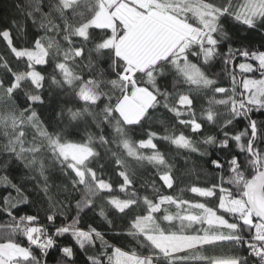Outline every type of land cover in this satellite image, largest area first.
I'll list each match as a JSON object with an SVG mask.
<instances>
[{"label": "trees", "instance_id": "trees-1", "mask_svg": "<svg viewBox=\"0 0 264 264\" xmlns=\"http://www.w3.org/2000/svg\"><path fill=\"white\" fill-rule=\"evenodd\" d=\"M154 1L214 12V43L199 35L183 57L172 49L124 77L128 25L115 9L144 17L154 5L118 0L108 8L114 28L79 36L100 0L68 11L61 0H0V244L21 247L28 264H116L117 251L152 264H212L202 241L172 257L156 247L192 235L226 237L216 241L239 247L238 264H264L258 219L247 208L249 225L220 208L224 197L246 205V183L264 170V88L245 86L264 77V10L246 18L245 0ZM188 12L173 14L199 29ZM187 66L211 83L191 81ZM88 89L95 99L82 96ZM136 90L153 100L129 122L118 106ZM55 142L91 154L76 165ZM207 211L238 225L207 224Z\"/></svg>", "mask_w": 264, "mask_h": 264}, {"label": "rangeland", "instance_id": "rangeland-1", "mask_svg": "<svg viewBox=\"0 0 264 264\" xmlns=\"http://www.w3.org/2000/svg\"><path fill=\"white\" fill-rule=\"evenodd\" d=\"M62 1V0H61ZM118 0H100L101 7L100 10L109 11L108 8L115 4ZM134 1L140 6L154 5L155 9L148 11V13L141 17L136 14L134 10L119 4L116 9V16L125 21L128 25L127 35L122 39L126 40V48L120 51V54L127 58L129 62V67L124 72V77H127L132 70L140 68L146 64H149L159 57H162L168 51L176 49L177 58L183 57V44L188 41H194L200 35L205 38V43L210 46L213 45L214 40L212 33L215 28V18L216 15L212 11H207L203 6L194 5L192 10L184 9L179 6L166 7L159 5L160 3L154 0H128ZM264 0H245L242 11L246 14V18H251L254 15L259 14L264 10L261 8V4ZM167 9L170 11L166 13L162 10ZM184 9V10H183ZM260 9V10H256ZM99 10V12H100ZM188 10L190 12H188ZM255 11V14L253 12ZM192 13L194 18L199 24V29H194L184 21L178 19L173 13ZM172 13V14H171ZM139 15V16H138ZM190 15V14H189ZM110 21V20H109ZM111 22V21H110ZM107 19L105 13H100L98 17L86 22L78 30L77 34L79 36H85L87 31L92 26L112 28L111 25L107 26ZM188 40V41H186ZM124 47V46H122ZM209 48V47H208ZM206 54L212 53V49H206ZM20 54H25L23 51ZM30 57L35 60H39L42 57V51L30 54ZM188 77L193 82L205 83L206 80L201 78V74L193 66H187ZM187 77V78H188ZM25 78V75L17 76L18 81ZM245 86L247 89H263L264 88V77L261 79L246 80ZM82 96L85 98H92L88 94V91H83ZM153 100L152 96L143 90H136L130 97L124 98L118 106V110L123 118L129 122L135 121L146 109V107ZM179 104L182 106H189L190 101L186 97L179 99ZM194 129H198V125L192 123ZM183 140H177L179 143ZM180 144V143H179ZM182 144V143H181ZM54 147L57 149L59 154L65 158L69 159L76 165H80L90 154L91 150L87 146L77 145L73 143L60 144L55 142ZM222 210L230 213L232 216H237L242 222L252 225L254 224L251 215L247 212V207L242 201H233L228 197H224L220 205ZM201 219L206 221L207 224H218V225H234L233 220H225L216 216L213 212L207 211L206 216H202ZM197 222L200 221L199 218L195 219ZM233 223V224H232ZM35 233V228L32 227L28 230V237L30 238ZM255 233H260L258 236H263L264 228L260 223L255 224ZM242 233V237H243ZM264 237V236H263ZM200 235H192L187 237H165L157 240L160 246L168 247L173 251L178 250L180 247H192L193 245L201 244L200 242H205L206 240H201ZM206 243V242H205ZM207 256L212 257L214 260L217 259H236L239 254V247L232 241H216L213 243H206L204 251ZM10 258H21L25 256V252L21 247L13 246L10 251ZM115 263L116 264H149L146 259H140L133 255L127 254L125 252L117 251L115 253ZM213 264V263H212Z\"/></svg>", "mask_w": 264, "mask_h": 264}, {"label": "water", "instance_id": "water-1", "mask_svg": "<svg viewBox=\"0 0 264 264\" xmlns=\"http://www.w3.org/2000/svg\"><path fill=\"white\" fill-rule=\"evenodd\" d=\"M251 152V146H249ZM245 201L248 210L264 226V170L258 171L245 185ZM11 247L0 244V264H12L2 255H9Z\"/></svg>", "mask_w": 264, "mask_h": 264}, {"label": "snow or ice", "instance_id": "snow-or-ice-1", "mask_svg": "<svg viewBox=\"0 0 264 264\" xmlns=\"http://www.w3.org/2000/svg\"><path fill=\"white\" fill-rule=\"evenodd\" d=\"M77 2V0H62V5H63V9L65 11L71 10L74 6V4ZM261 8H264V3L261 4ZM257 11L260 9H256ZM253 14H255V11L253 12ZM210 55V53H209ZM197 75H200V73H197ZM205 83H211V81H205ZM11 87V85L9 86ZM88 94L90 96H92L93 99H95L94 94L92 93L91 89H88ZM38 99V98H37ZM214 164L218 163V162H213ZM28 219L31 221L32 219H34L33 217H28ZM49 219H54L53 217H49ZM218 239H226V237H211L208 238L205 242L206 243H213ZM197 245H193V247H196ZM156 247L159 249L160 252L164 253L167 256L172 257L173 256V250L169 249L168 247H164V246H160V245H156ZM189 249L188 247H180L178 249V251L180 252H187ZM181 259H184L185 257H180ZM149 264H152L151 259H149ZM213 264H238V261H236L235 259H217L213 261Z\"/></svg>", "mask_w": 264, "mask_h": 264}, {"label": "flooded vegetation", "instance_id": "flooded-vegetation-1", "mask_svg": "<svg viewBox=\"0 0 264 264\" xmlns=\"http://www.w3.org/2000/svg\"><path fill=\"white\" fill-rule=\"evenodd\" d=\"M3 259L12 263V264H28L26 258H10L11 255H3L1 254Z\"/></svg>", "mask_w": 264, "mask_h": 264}, {"label": "crops", "instance_id": "crops-1", "mask_svg": "<svg viewBox=\"0 0 264 264\" xmlns=\"http://www.w3.org/2000/svg\"><path fill=\"white\" fill-rule=\"evenodd\" d=\"M123 5V4H122ZM124 6V5H123ZM126 7V6H125ZM100 13H105V16H106V19H107V26H110L111 25V27L112 28H114V21H113V19H112V16H111V14L109 13V11H106V10H100V12H98L97 13V15L95 16V17H98V15H100ZM111 22H110V21ZM147 93V92H146ZM150 95V94H149Z\"/></svg>", "mask_w": 264, "mask_h": 264}]
</instances>
